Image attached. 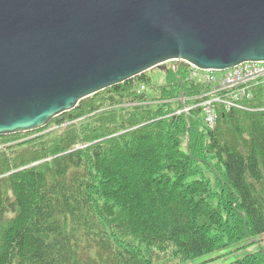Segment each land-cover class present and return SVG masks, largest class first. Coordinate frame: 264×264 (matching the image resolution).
<instances>
[{
    "label": "trees",
    "instance_id": "obj_1",
    "mask_svg": "<svg viewBox=\"0 0 264 264\" xmlns=\"http://www.w3.org/2000/svg\"><path fill=\"white\" fill-rule=\"evenodd\" d=\"M187 66L107 88L51 121L62 129L0 149V264H155L264 234L263 95L220 106L210 129L200 107L173 114L199 90Z\"/></svg>",
    "mask_w": 264,
    "mask_h": 264
},
{
    "label": "water",
    "instance_id": "obj_2",
    "mask_svg": "<svg viewBox=\"0 0 264 264\" xmlns=\"http://www.w3.org/2000/svg\"><path fill=\"white\" fill-rule=\"evenodd\" d=\"M170 61L264 62V0H0V136Z\"/></svg>",
    "mask_w": 264,
    "mask_h": 264
},
{
    "label": "built area",
    "instance_id": "obj_3",
    "mask_svg": "<svg viewBox=\"0 0 264 264\" xmlns=\"http://www.w3.org/2000/svg\"><path fill=\"white\" fill-rule=\"evenodd\" d=\"M172 68L178 69L175 64ZM185 78L199 90L193 95V102L179 113L188 115L194 108L200 107L204 122L210 129L217 125L220 106L226 110H249L248 104L256 98V94L264 98V62H245L224 71L192 66L186 70ZM146 90L147 85L142 84L138 92Z\"/></svg>",
    "mask_w": 264,
    "mask_h": 264
},
{
    "label": "rangeland",
    "instance_id": "obj_4",
    "mask_svg": "<svg viewBox=\"0 0 264 264\" xmlns=\"http://www.w3.org/2000/svg\"><path fill=\"white\" fill-rule=\"evenodd\" d=\"M169 66L170 65L165 66L164 68L160 70L156 68V69H152L149 71L150 75L153 76V81L155 83L160 84L164 81V78H165L164 70ZM153 70H156V71L153 72ZM193 95L194 94H191L190 96H187V95L185 96V94H182V96L179 98L182 104L174 111L173 114H181L179 113V111L183 110V108L186 105L191 104V102H193L192 101ZM59 117L67 118V113L59 115ZM50 123L47 126H49ZM65 126L66 125H62L61 127H58V124H54V125H50L49 126L50 128L48 127L49 129L44 127L45 130L41 128V129L34 130L31 132L17 133V134H12L9 136L7 135L1 136L0 137V146H1L0 149H4L6 146H9V145L19 144L25 141L26 139L39 136L47 132L48 130H53L55 128L56 130H60ZM169 248H173V246H169ZM260 251L264 252V234L259 235V236H254V237L253 236L246 237L244 238L243 241L237 242L229 247L204 254L194 259L183 258L180 254L176 253L173 249H167L166 251H161V252H154L153 259H154L155 264H229L233 262L234 260L242 256H245L246 254L250 252H260Z\"/></svg>",
    "mask_w": 264,
    "mask_h": 264
}]
</instances>
